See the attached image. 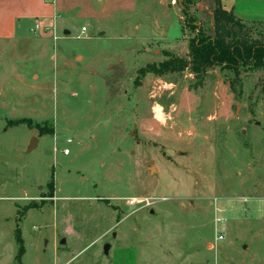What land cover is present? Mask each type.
Here are the masks:
<instances>
[{
    "label": "rangeland",
    "instance_id": "obj_1",
    "mask_svg": "<svg viewBox=\"0 0 264 264\" xmlns=\"http://www.w3.org/2000/svg\"><path fill=\"white\" fill-rule=\"evenodd\" d=\"M86 21L0 41V264H264V71L158 76L176 85L159 99L175 119L141 134L157 76L140 70L166 56L91 63L113 42L73 39ZM139 197L167 201L127 206Z\"/></svg>",
    "mask_w": 264,
    "mask_h": 264
},
{
    "label": "crops",
    "instance_id": "obj_2",
    "mask_svg": "<svg viewBox=\"0 0 264 264\" xmlns=\"http://www.w3.org/2000/svg\"><path fill=\"white\" fill-rule=\"evenodd\" d=\"M204 2L207 3L206 6ZM221 3L225 11L233 13L239 20L249 24L264 25V0H221ZM178 4V0L175 3L170 0H0V41L16 40L31 33L40 39L50 40L57 38L60 31L64 35L71 36L75 29V22L87 20V25L82 26L80 33L72 37L73 39L97 40L98 42L108 39L113 42L108 50L96 52V55L91 56L89 59L91 63L98 62L101 56L108 52L110 54L107 57L109 66L114 63L111 54L119 52L139 53L141 57L148 56V53L153 50L154 54L163 52L166 59L167 54L187 58L190 39L184 26L182 8ZM209 6L215 7L213 0L197 1L192 13L199 26L203 27L202 21L205 15L209 17L212 15V11L209 12ZM170 13L179 15V26L172 23ZM211 27L214 31L213 18L210 19ZM84 28L85 31H83ZM173 28L175 36L172 34ZM79 58L84 61L83 56L80 55L77 59ZM118 61L119 66L121 64L126 66V63L132 65V62H135L130 56L125 62L122 59ZM113 69L109 70L108 75H111ZM150 77L153 75L148 74L144 77V85ZM162 77H155L152 83L162 82L166 90L152 102L153 120H149L145 127L143 123L140 124L141 134L144 130H147L145 133L151 132L152 134L153 131H149L150 129L167 126L175 119L177 108L171 105L166 111L159 99L169 90V95H173L176 85L164 81ZM157 110L163 115L162 120L158 118L159 116L157 117Z\"/></svg>",
    "mask_w": 264,
    "mask_h": 264
},
{
    "label": "trees",
    "instance_id": "obj_3",
    "mask_svg": "<svg viewBox=\"0 0 264 264\" xmlns=\"http://www.w3.org/2000/svg\"><path fill=\"white\" fill-rule=\"evenodd\" d=\"M186 25L194 35L189 42V55L179 58L167 54L168 58L159 64H149L140 71L141 77L148 74L164 76L182 73L189 69L196 77L206 75L219 67L239 77L242 72L264 71V38H253L252 26L260 23H245L233 13L223 9L221 0H214V35L206 34L198 25L192 11L198 0H178ZM264 92V85H263Z\"/></svg>",
    "mask_w": 264,
    "mask_h": 264
},
{
    "label": "built area",
    "instance_id": "obj_4",
    "mask_svg": "<svg viewBox=\"0 0 264 264\" xmlns=\"http://www.w3.org/2000/svg\"><path fill=\"white\" fill-rule=\"evenodd\" d=\"M48 1H51V0H48ZM172 2L175 3L176 1L174 0ZM36 28L38 29V25L36 26ZM85 30L86 29L84 28L83 31H85ZM161 84H162V82L156 83L155 87L153 88V92L151 93V98L157 99L158 96L161 94V90H162ZM164 90H165V87H164ZM71 142H72L71 140L68 141V143H71ZM64 153L66 155L69 154V150H65ZM165 201H167V198H164V197H159V198H155V197L131 198L127 201V206L135 207L137 209H152L159 202H165ZM216 232H217V242H222L223 240H225L226 228L223 224L220 225V227L217 229Z\"/></svg>",
    "mask_w": 264,
    "mask_h": 264
},
{
    "label": "water",
    "instance_id": "obj_5",
    "mask_svg": "<svg viewBox=\"0 0 264 264\" xmlns=\"http://www.w3.org/2000/svg\"><path fill=\"white\" fill-rule=\"evenodd\" d=\"M170 1H174V0H170ZM175 1H176V0H175ZM238 107H240V105H239ZM36 143H37V140H36V139H33V141L31 142V145H30V147H29V151H31V150L36 146ZM152 164H153L152 161L149 162V163L147 164L148 167H150V171H151V173L154 172V169L151 167ZM64 243H65V240H62L61 244H64ZM109 248H110L109 245H106V246L104 247V251H105L106 254L108 253Z\"/></svg>",
    "mask_w": 264,
    "mask_h": 264
},
{
    "label": "bare ground",
    "instance_id": "obj_6",
    "mask_svg": "<svg viewBox=\"0 0 264 264\" xmlns=\"http://www.w3.org/2000/svg\"><path fill=\"white\" fill-rule=\"evenodd\" d=\"M158 113V112H157ZM159 118H163V115L161 113H158Z\"/></svg>",
    "mask_w": 264,
    "mask_h": 264
}]
</instances>
